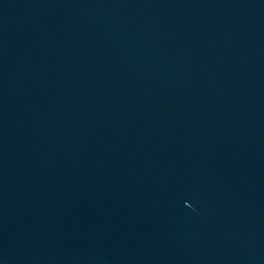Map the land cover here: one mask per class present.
Segmentation results:
<instances>
[{
	"label": "water",
	"instance_id": "95a60500",
	"mask_svg": "<svg viewBox=\"0 0 264 264\" xmlns=\"http://www.w3.org/2000/svg\"><path fill=\"white\" fill-rule=\"evenodd\" d=\"M0 264H264V0H0Z\"/></svg>",
	"mask_w": 264,
	"mask_h": 264
}]
</instances>
